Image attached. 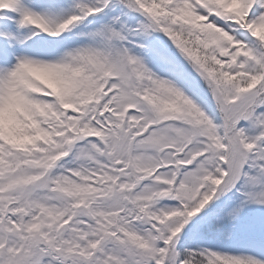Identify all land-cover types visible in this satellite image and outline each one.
Instances as JSON below:
<instances>
[{"label":"snow or ice","instance_id":"snow-or-ice-1","mask_svg":"<svg viewBox=\"0 0 264 264\" xmlns=\"http://www.w3.org/2000/svg\"><path fill=\"white\" fill-rule=\"evenodd\" d=\"M0 264H264V0H0Z\"/></svg>","mask_w":264,"mask_h":264}]
</instances>
